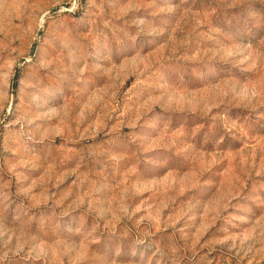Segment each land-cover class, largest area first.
Returning <instances> with one entry per match:
<instances>
[{"label":"rangeland","instance_id":"obj_1","mask_svg":"<svg viewBox=\"0 0 264 264\" xmlns=\"http://www.w3.org/2000/svg\"><path fill=\"white\" fill-rule=\"evenodd\" d=\"M0 264H264V0H0Z\"/></svg>","mask_w":264,"mask_h":264}]
</instances>
